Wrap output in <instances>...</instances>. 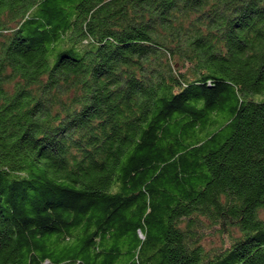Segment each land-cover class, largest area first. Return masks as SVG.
I'll return each instance as SVG.
<instances>
[{"label": "trees", "instance_id": "trees-1", "mask_svg": "<svg viewBox=\"0 0 264 264\" xmlns=\"http://www.w3.org/2000/svg\"><path fill=\"white\" fill-rule=\"evenodd\" d=\"M0 264H264V0H0Z\"/></svg>", "mask_w": 264, "mask_h": 264}]
</instances>
